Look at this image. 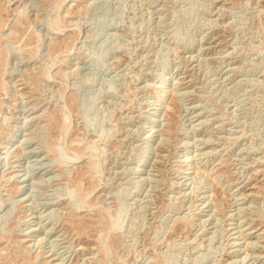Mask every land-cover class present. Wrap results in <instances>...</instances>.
Segmentation results:
<instances>
[{
    "label": "rangeland",
    "instance_id": "374dc122",
    "mask_svg": "<svg viewBox=\"0 0 264 264\" xmlns=\"http://www.w3.org/2000/svg\"><path fill=\"white\" fill-rule=\"evenodd\" d=\"M0 58V264H264V0H0Z\"/></svg>",
    "mask_w": 264,
    "mask_h": 264
},
{
    "label": "bare ground",
    "instance_id": "6f19581e",
    "mask_svg": "<svg viewBox=\"0 0 264 264\" xmlns=\"http://www.w3.org/2000/svg\"><path fill=\"white\" fill-rule=\"evenodd\" d=\"M1 59V58H0ZM3 59V58H2ZM163 92H164V90H163ZM159 99H161V98H159ZM151 130V133H154V132H157L156 130H155V128L153 127V128H151L150 129ZM150 137H151V135H150ZM80 162V161H79ZM76 163H78L77 161L75 162V160H73V161H59V164H61V165H75ZM140 170H137V172H139ZM71 198V197H70ZM72 200V199H71ZM71 202V201H70ZM85 207V206H84ZM78 208H81V206H79Z\"/></svg>",
    "mask_w": 264,
    "mask_h": 264
}]
</instances>
